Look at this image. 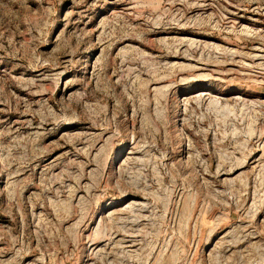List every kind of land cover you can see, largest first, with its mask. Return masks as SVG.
<instances>
[{"label":"rangeland","instance_id":"rangeland-1","mask_svg":"<svg viewBox=\"0 0 264 264\" xmlns=\"http://www.w3.org/2000/svg\"><path fill=\"white\" fill-rule=\"evenodd\" d=\"M0 264H264V0H0Z\"/></svg>","mask_w":264,"mask_h":264}]
</instances>
